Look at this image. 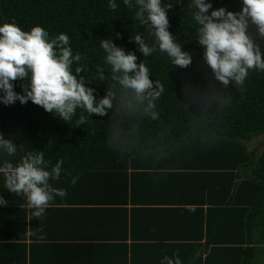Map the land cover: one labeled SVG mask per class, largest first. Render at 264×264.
<instances>
[{"label": "trees", "instance_id": "trees-1", "mask_svg": "<svg viewBox=\"0 0 264 264\" xmlns=\"http://www.w3.org/2000/svg\"><path fill=\"white\" fill-rule=\"evenodd\" d=\"M191 2L161 0L171 4L166 10L169 31L192 56L188 66L179 67L158 47L149 56L139 51L134 41L137 34L150 46L155 37L136 18L135 0L129 5L115 0V9L108 7V0H0V23L14 18L24 30L40 25L50 36L68 35L73 55L80 54L73 70L82 69L78 76L94 89L97 101L109 91L113 97L104 115H89L77 108L67 122L30 100L24 104L17 100L13 111L21 125L22 154L43 152L49 167L63 161L60 178L49 181L67 193L52 201L57 199L59 204L72 198L81 201L91 184L103 188L112 174L123 177V202L132 206L140 191L141 184L136 182L140 175L148 176L146 183L151 187L201 188L198 239L203 237V243L192 244L195 251L190 255L201 246L204 252L203 257L196 254L193 264H253L257 245L264 244V146L258 153L248 145L264 134V72L249 70L243 85L218 81L204 60L203 46L196 42ZM211 4L209 13L220 7L237 12L242 0H211ZM248 33L264 56L254 24H249ZM102 39L133 52L137 64L144 63L149 69L154 87L155 82L162 86L151 111L145 112L147 102L137 101L132 90L112 79L111 66L105 63L106 53L100 47ZM98 68L103 69V80ZM24 83L22 79L13 81L14 90L22 92ZM82 115L85 121L79 123ZM148 156H165L168 161H140ZM129 168L133 170L128 172ZM159 176L164 183H158ZM6 195L0 193L6 201L20 203L21 197ZM22 204L21 209L13 210L17 212L9 217L11 221L26 219L25 201ZM127 211L122 204L117 214L130 225L135 215ZM190 255L187 259H192ZM181 264L185 262L181 260Z\"/></svg>", "mask_w": 264, "mask_h": 264}, {"label": "clouds", "instance_id": "clouds-1", "mask_svg": "<svg viewBox=\"0 0 264 264\" xmlns=\"http://www.w3.org/2000/svg\"><path fill=\"white\" fill-rule=\"evenodd\" d=\"M125 5L130 0H123ZM138 6L136 18L146 24L155 37L153 45H148L137 34L134 41L144 56L157 50L166 53L170 62L179 67L191 63L192 56L183 51L169 31L167 9L171 4L161 0H135ZM192 19L197 25V44L203 46L204 60L214 77L228 85L230 81L243 85L249 70L264 72V56L260 46L248 33L249 24L256 26L259 36L264 37V0H242L241 10L233 12L220 7L213 9L211 0H192ZM108 7L115 9V0H108ZM100 47L106 53L104 60L111 66L112 79L124 89H130L139 102H147L144 111L154 107L161 85L149 77V69L144 63L137 64L136 55L117 46L111 39H102ZM80 60V54L73 55L68 35L61 33L50 36L40 25L29 30L22 29L11 19L0 23V104L8 106L17 100L21 104L29 100L65 122L69 121L77 108L89 115H104L112 106L109 91L98 101L94 89L86 86L83 76H78L80 67L73 70V63ZM100 79H104L103 69L98 68ZM22 79V92L14 90L13 81ZM156 113L152 112L155 117ZM80 117L79 123H84ZM0 153L14 156L16 143L0 133ZM63 161L58 160L49 167L43 152H29L18 163L5 162L0 167L4 187L11 193L22 195L26 206L33 209L32 215L39 219L56 196L67 193L62 188L53 187L49 182L60 178ZM72 183H75V178ZM7 204L0 196V206ZM164 256L160 264H181L178 256Z\"/></svg>", "mask_w": 264, "mask_h": 264}, {"label": "crops", "instance_id": "crops-1", "mask_svg": "<svg viewBox=\"0 0 264 264\" xmlns=\"http://www.w3.org/2000/svg\"><path fill=\"white\" fill-rule=\"evenodd\" d=\"M13 107V104H0V133L16 143L14 156L0 153V167L5 162L15 165L23 157L22 130ZM165 156H157V159L148 156L140 161H168ZM131 170L133 168L128 172ZM115 175H110L103 188L91 184L89 193H85L81 201L75 198L63 200L62 204L57 199V203L51 201L44 215L37 219L22 195L4 187V178L0 174L1 192L5 191L10 198H15L13 194L21 197L20 203L7 200L6 205L0 206V212H5L0 216V264H160L164 256L174 258L173 254L185 264H193L196 254L203 257V246L195 255H190L195 251L192 244L203 243V237L198 239L203 208L200 206L201 188L193 189L194 193L190 188L169 185L151 187L146 183L148 176L140 175L136 180L141 184L140 191L136 205L132 206L123 202V177L119 174L115 178ZM159 177L158 183H164L161 182L163 176ZM24 201L26 219L11 221L9 217L22 208ZM122 204L127 213L135 215V221L130 225L117 214ZM88 207L94 211L86 210ZM98 207L102 209L99 211ZM189 255L192 259H187ZM252 257L253 264H264V244L257 245Z\"/></svg>", "mask_w": 264, "mask_h": 264}, {"label": "rangeland", "instance_id": "rangeland-1", "mask_svg": "<svg viewBox=\"0 0 264 264\" xmlns=\"http://www.w3.org/2000/svg\"><path fill=\"white\" fill-rule=\"evenodd\" d=\"M264 45V37H261ZM264 146V134L254 138L248 145L249 149H255L258 153L262 150Z\"/></svg>", "mask_w": 264, "mask_h": 264}]
</instances>
